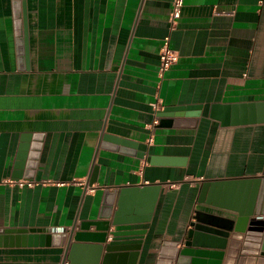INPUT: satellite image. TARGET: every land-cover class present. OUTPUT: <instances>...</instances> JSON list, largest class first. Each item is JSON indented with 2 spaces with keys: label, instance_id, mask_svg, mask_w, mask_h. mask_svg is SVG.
<instances>
[{
  "label": "crops",
  "instance_id": "obj_1",
  "mask_svg": "<svg viewBox=\"0 0 264 264\" xmlns=\"http://www.w3.org/2000/svg\"><path fill=\"white\" fill-rule=\"evenodd\" d=\"M173 1L0 0V230L78 231L105 189L160 185L151 221L110 228L144 231L138 257L108 264H163L205 182L264 179V0H184L175 24ZM263 243L234 264H264ZM0 264L71 263L55 244Z\"/></svg>",
  "mask_w": 264,
  "mask_h": 264
},
{
  "label": "water",
  "instance_id": "obj_2",
  "mask_svg": "<svg viewBox=\"0 0 264 264\" xmlns=\"http://www.w3.org/2000/svg\"><path fill=\"white\" fill-rule=\"evenodd\" d=\"M17 1L19 6L20 0ZM26 3V0L21 2L24 7ZM106 139L112 138L107 135ZM144 148L142 145L141 149ZM148 161L157 164L159 159L150 156ZM160 190L161 186L154 184L112 191L105 189L98 218L83 223L80 230L72 228L61 233L42 229H2L0 247L58 244L68 248L71 264H100L102 257V264H108L117 256L138 257L144 231H110V228L151 221ZM263 215L264 179L207 181L200 189L192 238L182 249L178 248L179 242H175L169 250L163 248L162 258L169 259L163 264H221L223 257L226 264H234L240 253H251V242L259 243L262 239L264 242V219H258ZM92 226L96 227V231L90 232ZM109 235L112 239L106 243ZM55 239L59 240L58 243ZM104 250L106 253L103 256ZM87 253L88 257L85 256ZM258 253L264 255V243L263 251ZM205 257L209 261L203 259ZM131 264H136V261Z\"/></svg>",
  "mask_w": 264,
  "mask_h": 264
},
{
  "label": "built area",
  "instance_id": "obj_3",
  "mask_svg": "<svg viewBox=\"0 0 264 264\" xmlns=\"http://www.w3.org/2000/svg\"><path fill=\"white\" fill-rule=\"evenodd\" d=\"M184 5V0H174L173 9L171 12L172 23L175 24L181 16L182 8ZM170 36H166L163 39L161 49H160V63H159V73L160 77L163 78L165 72L171 68V66L178 61V53L171 47ZM155 108H158V103L154 104ZM20 185H32L30 182L18 181Z\"/></svg>",
  "mask_w": 264,
  "mask_h": 264
}]
</instances>
